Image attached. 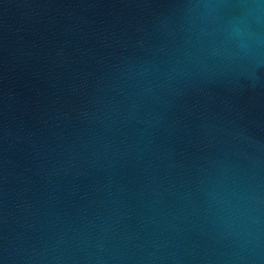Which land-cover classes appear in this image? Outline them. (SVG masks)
<instances>
[{"label": "water", "instance_id": "obj_1", "mask_svg": "<svg viewBox=\"0 0 264 264\" xmlns=\"http://www.w3.org/2000/svg\"><path fill=\"white\" fill-rule=\"evenodd\" d=\"M0 264H264V0H0Z\"/></svg>", "mask_w": 264, "mask_h": 264}]
</instances>
